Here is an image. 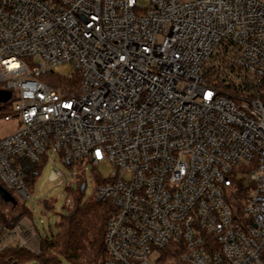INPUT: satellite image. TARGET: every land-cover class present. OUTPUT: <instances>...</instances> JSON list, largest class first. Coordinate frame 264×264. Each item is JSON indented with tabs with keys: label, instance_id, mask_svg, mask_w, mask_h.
<instances>
[{
	"label": "built area",
	"instance_id": "built-area-1",
	"mask_svg": "<svg viewBox=\"0 0 264 264\" xmlns=\"http://www.w3.org/2000/svg\"><path fill=\"white\" fill-rule=\"evenodd\" d=\"M147 3L0 0L2 119L17 124L0 187L30 200L23 162L49 151L84 188L105 164L104 264H264V5ZM66 64L76 89L40 80ZM36 230L27 216L0 226V253L38 255Z\"/></svg>",
	"mask_w": 264,
	"mask_h": 264
},
{
	"label": "trees",
	"instance_id": "trees-1",
	"mask_svg": "<svg viewBox=\"0 0 264 264\" xmlns=\"http://www.w3.org/2000/svg\"><path fill=\"white\" fill-rule=\"evenodd\" d=\"M46 78H49L47 82H45ZM40 80L59 90H73L79 84L77 75L69 80H61L54 74H49L41 77ZM40 166L39 163L23 162L28 189H30V183L39 174ZM77 186V192L71 201V208L65 216L61 217L57 225V234L49 235L45 232L44 237H42L39 231L36 230L41 239L40 253L32 255L22 251L6 249L0 253V264H61V258L69 264H104L106 260L104 234L112 208L106 203L81 202L83 192L80 186ZM17 205L12 206L13 209ZM18 207L21 208V213L10 220H7L0 212V226L12 228L22 217L31 218L29 212L22 205H18Z\"/></svg>",
	"mask_w": 264,
	"mask_h": 264
},
{
	"label": "rangeland",
	"instance_id": "rangeland-1",
	"mask_svg": "<svg viewBox=\"0 0 264 264\" xmlns=\"http://www.w3.org/2000/svg\"><path fill=\"white\" fill-rule=\"evenodd\" d=\"M194 1V0H186ZM264 5V0H257ZM148 5L147 0H138V6L146 8ZM53 74L61 80H69L73 75V69L70 64L61 65L53 70ZM49 78L45 79L47 82ZM1 88V86H0ZM13 100L2 104L0 107V138L10 135L17 129L15 121L4 122L2 119L3 114L12 113ZM43 165L39 168V174L30 183V200L18 203L22 205L31 216L34 226L39 231L40 235L44 237V230L50 235L57 234V225L62 216H65L71 208V201L77 192L76 172L69 171L59 160L58 154L54 151L48 152V158L43 159ZM64 173V177L57 178L55 171ZM111 168L108 165L101 164L96 171L87 166L81 181L85 182V188L82 193L81 202L93 201V191L97 181L93 178L95 174L98 176H105L111 173ZM11 208L9 205L0 203V212L6 217L7 220L17 217L21 213L20 207ZM42 222V224H41ZM155 257H152L153 262ZM61 264H69L63 258L60 259ZM32 264V263H29Z\"/></svg>",
	"mask_w": 264,
	"mask_h": 264
},
{
	"label": "water",
	"instance_id": "water-1",
	"mask_svg": "<svg viewBox=\"0 0 264 264\" xmlns=\"http://www.w3.org/2000/svg\"><path fill=\"white\" fill-rule=\"evenodd\" d=\"M11 98V94L0 90V105L7 103ZM81 191H84V185L80 186ZM0 201L11 206H16L17 202L8 194L2 187H0Z\"/></svg>",
	"mask_w": 264,
	"mask_h": 264
}]
</instances>
